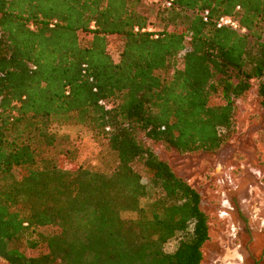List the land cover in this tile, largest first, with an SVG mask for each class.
Segmentation results:
<instances>
[{
	"label": "trees",
	"instance_id": "trees-1",
	"mask_svg": "<svg viewBox=\"0 0 264 264\" xmlns=\"http://www.w3.org/2000/svg\"><path fill=\"white\" fill-rule=\"evenodd\" d=\"M254 82L264 108V0H0V258L201 264V196L143 140L217 152ZM54 126L85 128L113 170L77 164Z\"/></svg>",
	"mask_w": 264,
	"mask_h": 264
},
{
	"label": "rangeland",
	"instance_id": "rangeland-1",
	"mask_svg": "<svg viewBox=\"0 0 264 264\" xmlns=\"http://www.w3.org/2000/svg\"><path fill=\"white\" fill-rule=\"evenodd\" d=\"M149 7L159 4H150ZM151 29L159 30L153 22ZM123 45L119 36L109 38V53L118 60ZM257 82L237 101L235 128L215 153L180 155L162 143L143 140L159 159L201 196V209L208 216L210 238L203 246L201 264H264V108L257 97ZM53 133L66 137L65 146L79 149L77 164L110 172L115 157L97 145L89 131L80 126H54ZM64 168L70 163L63 162ZM123 217H134L124 213ZM176 241L165 245L173 251ZM0 264H7L0 258Z\"/></svg>",
	"mask_w": 264,
	"mask_h": 264
},
{
	"label": "built area",
	"instance_id": "built-area-1",
	"mask_svg": "<svg viewBox=\"0 0 264 264\" xmlns=\"http://www.w3.org/2000/svg\"><path fill=\"white\" fill-rule=\"evenodd\" d=\"M150 4H161L162 6L169 8L171 7L173 0H144ZM207 15V13H205ZM206 20V19H205ZM228 27L233 30H239L238 24L231 17H222L217 22V28ZM151 31V29H149ZM240 32H244V30H240Z\"/></svg>",
	"mask_w": 264,
	"mask_h": 264
}]
</instances>
